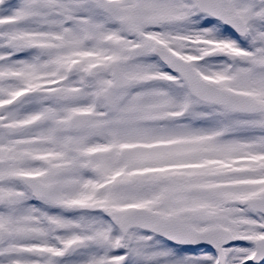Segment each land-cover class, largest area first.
I'll return each instance as SVG.
<instances>
[{"label": "snow or ice", "instance_id": "1", "mask_svg": "<svg viewBox=\"0 0 264 264\" xmlns=\"http://www.w3.org/2000/svg\"><path fill=\"white\" fill-rule=\"evenodd\" d=\"M0 264H264V0H0Z\"/></svg>", "mask_w": 264, "mask_h": 264}]
</instances>
